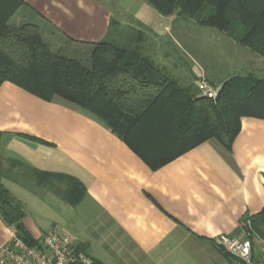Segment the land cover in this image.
Wrapping results in <instances>:
<instances>
[{"label":"crops","instance_id":"1","mask_svg":"<svg viewBox=\"0 0 264 264\" xmlns=\"http://www.w3.org/2000/svg\"><path fill=\"white\" fill-rule=\"evenodd\" d=\"M23 2L9 24L37 25L54 52L70 40H104L114 16L94 0ZM163 19L173 22V17ZM240 51L243 72L250 59L242 57H260ZM198 76L194 69L195 92ZM9 159L72 176L84 185L77 207L46 197L47 205L66 212L68 219L58 217L44 229L26 211L23 224L36 240L59 227L78 245H88V255L104 264H234L214 241L235 235L242 220L264 210V120L243 118L231 152L209 140L152 170L99 120L62 100L46 102L6 82L0 89V167L8 176L11 168L4 166L9 167ZM1 183L19 201L24 193L41 199L8 177ZM13 234L0 217V247Z\"/></svg>","mask_w":264,"mask_h":264},{"label":"trees","instance_id":"2","mask_svg":"<svg viewBox=\"0 0 264 264\" xmlns=\"http://www.w3.org/2000/svg\"><path fill=\"white\" fill-rule=\"evenodd\" d=\"M144 1L161 17H173L177 26L190 22L217 31L264 58V0ZM23 6V0H0V89L9 82L46 102L74 106L102 122L152 170L209 140L231 152L243 118L264 120V78L233 75L215 100L206 98L193 84L181 85L155 65L146 55L143 30H121L114 21L98 43L70 40V45L90 50L87 68L63 55V49L52 51L37 25L12 27L10 20ZM197 48L191 54L199 59ZM8 163L9 176L0 167V217L23 241L36 245L23 224L24 206L1 179L8 177L33 193L43 190L45 197L53 195L72 207L82 202L86 189L72 176L43 172L14 159ZM251 219L264 238V210ZM78 250L88 255V245ZM92 264L104 263L92 258Z\"/></svg>","mask_w":264,"mask_h":264},{"label":"rangeland","instance_id":"3","mask_svg":"<svg viewBox=\"0 0 264 264\" xmlns=\"http://www.w3.org/2000/svg\"><path fill=\"white\" fill-rule=\"evenodd\" d=\"M94 1L110 9L114 14L112 21L117 23V28L122 30L133 27L143 30L146 33V55L153 59L155 65L162 72L168 77L178 80L181 85L193 84L195 81L194 69L199 75L196 79L197 86L200 79L204 77L217 89H220L222 84L233 75H252L257 78H264V59L259 58L257 60L255 56L245 57L243 54L246 52H242L244 57L241 60L250 59L247 70L242 72V65L239 61L240 47L217 31L202 28L190 22L181 23L177 26V22L170 23L169 20L163 19L144 0ZM172 20L174 21L171 19V22ZM139 25L141 26L139 27ZM169 25L171 27L165 31ZM193 46L198 47L196 52L198 56L200 53L199 59L191 54L194 53ZM62 49V54L66 57L81 60L85 67H91V53L86 47L66 43ZM201 57L205 58L202 59ZM4 168L8 170L11 167L9 165V167L4 166ZM41 191L44 193L39 194L41 199H35L33 195L26 193L21 198L19 197L29 216L32 215L36 220H39L40 225H44V229L52 225L58 217L62 218L63 216L64 219H68L66 212H56L47 205L50 202L46 197H51V195L45 197V192ZM12 195L16 196L17 194L13 192ZM54 198L56 197L54 196ZM77 220L79 221L78 217H73V222L76 224L78 223Z\"/></svg>","mask_w":264,"mask_h":264},{"label":"built area","instance_id":"4","mask_svg":"<svg viewBox=\"0 0 264 264\" xmlns=\"http://www.w3.org/2000/svg\"><path fill=\"white\" fill-rule=\"evenodd\" d=\"M200 94L216 99L219 89L204 77L198 83ZM36 245L23 241L15 233L0 247V264H92V258L78 250L73 237L59 227L44 234ZM214 244L234 264H264V238L254 229L251 218L239 223L235 235H220Z\"/></svg>","mask_w":264,"mask_h":264}]
</instances>
